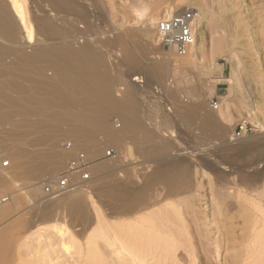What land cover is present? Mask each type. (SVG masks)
<instances>
[{"label":"bare ground","instance_id":"obj_1","mask_svg":"<svg viewBox=\"0 0 264 264\" xmlns=\"http://www.w3.org/2000/svg\"><path fill=\"white\" fill-rule=\"evenodd\" d=\"M34 1L43 13L40 25L44 32L37 35V39L27 18L26 0L0 1V59L12 57V61L0 69V93L15 113L30 110L51 115L54 121L50 137L55 143L74 139L91 144L89 155L83 148L72 145L66 153L68 157L69 153L73 157L82 151L94 160L100 153L97 145L100 132L104 133L109 145L125 154V135L137 132L142 126L140 103L130 91L121 99H115L112 96L115 82L98 44L95 46L96 43L87 39L83 43L71 41L70 30L59 25L65 20L76 28L78 21L85 25L90 19L88 10H80L78 0ZM132 1L136 4L138 0ZM225 7L229 14L220 25L223 30L233 32L241 25L235 0H225ZM196 8L189 6L181 12L193 11L196 16V44L191 52L198 53L205 44L208 16L204 7ZM147 9L144 7L142 11L149 26L144 35L150 37L159 19L146 15ZM167 11L166 16L172 15L170 6ZM93 29L85 25L79 33L84 38L90 37ZM19 36L26 42L18 47L6 44L14 43ZM243 36L244 33L239 34L238 38ZM227 39L223 56L232 54L235 59L250 55L246 42L237 43L231 34ZM123 41L122 36L114 37L115 44ZM33 42L31 50L27 51V45ZM237 44L242 45L237 49ZM168 52L173 53L171 49ZM142 55V50L126 47L123 57L134 70L142 68ZM258 60L262 61L260 54ZM215 69L220 70V65L215 64ZM48 70L52 71V76L47 75ZM233 72H236L235 67ZM234 89V86L230 88L229 98L235 96ZM248 114L256 117L257 126L262 130L257 138H264V119L258 105L249 107ZM113 116L122 119L119 130L118 127L114 130V124L110 123ZM223 117L224 113L216 116L208 113L201 119L203 126L226 136L229 133L221 124ZM242 123L247 124V121ZM144 137L148 142L158 141L150 150H141L143 162L154 165L150 172L148 169L143 173L147 169L143 167L139 169L143 174L137 173L139 176L135 177L128 166L117 167L107 162H99L90 170L92 175L101 174L98 180L92 178L91 182L94 180L97 196L109 204L110 219L99 215L96 222L93 220L87 194L80 190L87 185L81 182L72 190L51 195L53 201L31 209L29 220L15 223L0 236V264H112L107 248H113L126 264H250L252 260L251 264H264V258L263 261L259 258L264 255V168L251 176L256 184L260 183L252 190L258 203L238 192L233 197L237 203L222 204L218 210L209 212L204 209L199 190L193 186V172L188 162L169 157L173 144L161 141L152 131L145 130ZM244 137L236 138L237 150L250 146L249 141L242 139ZM49 157L46 160L43 155L39 156L32 166L33 176H58L57 173L63 171V154L52 153ZM21 168L20 164L16 166L17 170ZM1 169L0 185L13 180V176L5 173L3 167ZM121 170L125 173L123 179L117 176ZM37 188L36 193L41 187ZM56 198L59 199L54 201ZM62 210L71 221L62 218L66 214L59 212ZM59 216L62 219L57 218ZM8 217L9 212L0 209V221ZM75 224L82 229L77 231Z\"/></svg>","mask_w":264,"mask_h":264},{"label":"rangeland","instance_id":"obj_2","mask_svg":"<svg viewBox=\"0 0 264 264\" xmlns=\"http://www.w3.org/2000/svg\"><path fill=\"white\" fill-rule=\"evenodd\" d=\"M78 2L79 9L86 8L90 14V19L85 25L94 28L93 34L84 38L79 33L84 29V22L78 21L77 28L66 20L59 25L62 27L64 25L70 30L71 41L83 43L87 39L90 43H96L95 46L98 44L110 77L115 82L112 96L121 99L124 94L132 92L140 103L143 114V117L140 116L142 117L140 129L133 134L125 135V154L115 146L109 145L103 132L97 135L100 153L94 160L90 158L93 166L99 162L118 165L117 167L128 166L133 170L132 173L136 174L135 177L150 172L154 165L144 163L141 150H150L153 145H157L158 141L148 142L144 137L145 130L152 131L161 141L173 144L170 158L187 161L190 165L193 172L192 183L204 199L202 203L204 209L210 212L213 209L218 210L222 204L227 205L232 201L237 203L233 197L238 192L247 195L256 203L258 199L252 190L259 187L260 183L256 184L251 176L264 168V138H257L262 130L257 126L256 117L248 114V110L252 105H258L264 119V0H235L237 5L235 11L239 14L241 25L233 29V32L223 30L220 25L223 18L229 14L225 0H138L135 1L136 4L132 0H78ZM169 6L173 9L171 14L182 13L189 6L195 9L199 6L205 8L208 18L205 44L201 52L197 53L194 50L184 58L168 52V48L157 42L156 27L151 29L153 33L150 37H145L144 32L149 26L142 16L144 7H148L146 15L161 19L168 14ZM25 9L37 39V35L44 32L40 25L43 13L34 0H26ZM47 12L51 13L49 10ZM243 25L246 27L242 28ZM242 33L245 36L239 39V34ZM230 34L235 37L237 43L246 42L249 56L240 55L235 59L234 57L232 59V54L223 56ZM117 36H122L123 43H114V37ZM25 42L26 39L24 41L22 36H19L14 43L6 44L18 47ZM242 44H237V49ZM33 45L34 42L28 44L27 51H30ZM126 47L143 51L141 67H146L145 69L139 67L133 70L130 67L123 57ZM259 54L262 57L260 62ZM11 61L12 57L1 58L0 69ZM215 64L220 65V70L215 69ZM47 75L52 76V71L48 70ZM232 86L235 88V96L229 98ZM212 99L219 101V110H212L210 105ZM208 113L215 116L225 114L221 124L229 135L221 136L203 126L201 117ZM246 116H249L248 120ZM111 119L113 120H110V123L115 126L113 129L116 130L118 127L119 130L122 119L117 116ZM53 121L51 115L44 113H34L30 110L13 112L7 98L0 93V170L3 167L5 173L13 176L11 182L0 185V209L10 214L6 220L0 221V236L15 223L29 220L31 209L42 207L50 198L53 199V196L46 195L45 187L54 182L57 175L33 176L35 169L32 166L40 155L47 160L52 153L63 154L65 167L70 160L68 158L71 157V153L69 157L66 153L74 145L83 148L89 155L91 144H82L74 139H64L58 143L52 141L50 136ZM243 121H247V124L254 128V132L242 138L249 141L250 146L237 150V140L232 134L236 126ZM107 152H111V156H107ZM18 164L22 166L21 170L16 169ZM142 168L147 169L142 173L139 171ZM123 172L122 170L118 172L119 179H123L125 175ZM100 175L93 174L92 178L98 180ZM94 180L80 190L87 194L83 193L87 196L89 211L95 222L99 215L110 219V206L97 196L93 189ZM38 186L41 188L36 193ZM58 215L62 217V214ZM65 215H68L67 212L62 218L71 221L70 216ZM61 217L57 218L62 219ZM75 226L77 231L82 229L81 225ZM106 251L112 264H126L120 260L119 254L113 252V248H107ZM263 256L260 255L259 258L262 260Z\"/></svg>","mask_w":264,"mask_h":264},{"label":"built area","instance_id":"obj_3","mask_svg":"<svg viewBox=\"0 0 264 264\" xmlns=\"http://www.w3.org/2000/svg\"><path fill=\"white\" fill-rule=\"evenodd\" d=\"M195 14L187 11L178 15H164L156 26V37L159 45L171 49L178 57L189 55L196 44ZM211 108L218 110L219 101L212 99ZM254 132V128L248 124L240 123L233 131L235 138H241ZM70 149L71 146H68ZM71 150V149H70ZM111 156V152H107ZM93 163L82 152L70 158L64 170L57 176L54 182L45 187L46 194L58 195L74 189L77 185L89 184L92 180L91 168Z\"/></svg>","mask_w":264,"mask_h":264}]
</instances>
